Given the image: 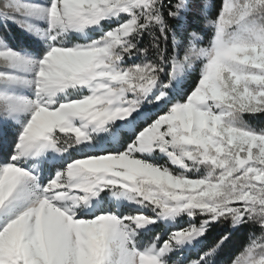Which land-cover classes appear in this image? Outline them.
Listing matches in <instances>:
<instances>
[{"label":"snow or ice","instance_id":"6c2138e0","mask_svg":"<svg viewBox=\"0 0 264 264\" xmlns=\"http://www.w3.org/2000/svg\"><path fill=\"white\" fill-rule=\"evenodd\" d=\"M213 7L0 2L35 41L0 36V264H221L244 229L225 264H264V0Z\"/></svg>","mask_w":264,"mask_h":264},{"label":"trees","instance_id":"16d2710c","mask_svg":"<svg viewBox=\"0 0 264 264\" xmlns=\"http://www.w3.org/2000/svg\"><path fill=\"white\" fill-rule=\"evenodd\" d=\"M214 7L212 9V15H216L217 10L220 7L221 0H213ZM197 21L199 18H196ZM0 34L1 36L6 37L7 42L15 49H25L31 48L34 44V37L29 35L25 30H23L20 26L16 23L12 22H4L2 19L0 20ZM194 27L200 29V24L197 22L194 24ZM202 30V29H201ZM204 43H207L208 33L204 32ZM196 79V74L194 77L190 78V83H194ZM245 122L251 126L256 127H264V114H246L244 115ZM14 131V130H13ZM12 137H9L11 141ZM222 229L214 230L212 236L209 237V243H211L216 237H218L219 233ZM258 231V229H257ZM157 232L161 234V240L166 239V235L163 233L162 230L157 229ZM156 233L150 234L149 237L146 239L154 238ZM248 241V229L241 230L236 232L234 236L231 238V242L227 245V248L221 253V255L217 258L221 264H225V261L231 259L232 257L236 256L244 247V245ZM195 258V257H193Z\"/></svg>","mask_w":264,"mask_h":264},{"label":"rangeland","instance_id":"374dc122","mask_svg":"<svg viewBox=\"0 0 264 264\" xmlns=\"http://www.w3.org/2000/svg\"><path fill=\"white\" fill-rule=\"evenodd\" d=\"M0 2H2V0H0ZM23 2H28V0H23ZM1 20V19H0ZM0 24H1V21H0ZM1 27V26H0ZM29 34V33H28ZM30 35V34H29ZM0 36H1V34H0ZM192 77H194V74L192 75ZM247 114V113H246ZM246 114H244V115H246ZM244 115H243V119H244ZM245 120V119H244Z\"/></svg>","mask_w":264,"mask_h":264}]
</instances>
